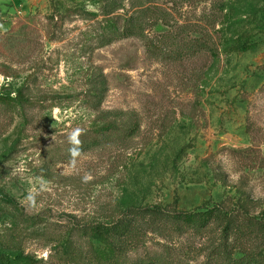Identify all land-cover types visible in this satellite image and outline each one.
Wrapping results in <instances>:
<instances>
[{"label": "rangeland", "instance_id": "obj_1", "mask_svg": "<svg viewBox=\"0 0 264 264\" xmlns=\"http://www.w3.org/2000/svg\"><path fill=\"white\" fill-rule=\"evenodd\" d=\"M100 1L0 0V96L10 99L0 104V264H108L97 230L145 207L220 209L261 226L240 241L219 222L201 232L189 220L145 223L131 261L212 264L230 246L264 254V33L246 52L224 51L264 22V0H144L168 16L151 39L169 31L219 47L184 57L140 38L100 47ZM99 73L96 110L87 91Z\"/></svg>", "mask_w": 264, "mask_h": 264}, {"label": "trees", "instance_id": "obj_2", "mask_svg": "<svg viewBox=\"0 0 264 264\" xmlns=\"http://www.w3.org/2000/svg\"><path fill=\"white\" fill-rule=\"evenodd\" d=\"M100 2L103 15L100 23L102 24V35L98 37L100 47H105L122 39L140 38L145 41L147 49L154 54L163 52L162 55L169 53V55L174 54L177 57H184L204 50L209 51L213 55H218L219 53V47L215 45L214 39H211L210 36L190 38L180 34L181 37H178L169 31H165L163 34L160 32V39H151L147 32L152 30L153 26H158L160 20L166 21L168 17L165 11L160 9L155 3H146L147 1L145 2L144 0H129L130 8L127 9L126 2L128 0H102ZM92 15L95 16L94 14ZM249 25L243 34L238 35L236 39L232 38L233 44H227L224 51L232 54L246 52L252 47L255 35L264 33V22L257 24L254 21ZM167 43L169 44V49L166 47ZM90 83L91 86L87 91V96L90 99V105L97 110L101 108L106 95V80L99 73L97 76L92 77ZM8 100L10 99L7 96H0V104H7ZM21 101H25V103L31 102L24 98H21ZM106 117L108 116H102V118ZM113 126L116 127V124L109 122L103 127L110 128ZM138 129L137 123H134L129 128V136H133ZM92 144L96 145L99 142L94 141ZM92 144H88L82 149H86ZM188 220L194 221L193 229L197 232L206 229L212 224L211 222L224 224L223 232L226 237L228 238L231 235L235 237V240L240 241L250 239V237L253 238V234H256L257 231L259 232L261 226L257 219L247 218L245 222H242L238 217L232 218L220 209H212L204 213H167L159 208L145 207L134 209V211L125 216V220L116 222L112 227L97 230V236L105 243H108L112 250L111 257L113 258L108 264H168L161 258L131 261L127 258V254L131 248L139 244L141 240L140 233L143 231L142 224L160 226L163 221L165 223L168 221L183 223ZM237 247H225L220 249L215 255H211L212 264H264V254L261 252L259 255L256 252L248 251V253L244 252L242 256H238V253H236Z\"/></svg>", "mask_w": 264, "mask_h": 264}, {"label": "clouds", "instance_id": "obj_3", "mask_svg": "<svg viewBox=\"0 0 264 264\" xmlns=\"http://www.w3.org/2000/svg\"><path fill=\"white\" fill-rule=\"evenodd\" d=\"M82 134V130L77 128L69 135L68 142L71 145L69 152L73 158L79 155L80 152V140L79 136Z\"/></svg>", "mask_w": 264, "mask_h": 264}]
</instances>
